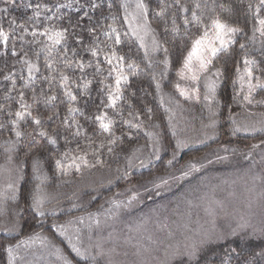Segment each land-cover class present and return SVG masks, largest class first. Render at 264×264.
Returning a JSON list of instances; mask_svg holds the SVG:
<instances>
[{"label":"snow or ice","instance_id":"snow-or-ice-1","mask_svg":"<svg viewBox=\"0 0 264 264\" xmlns=\"http://www.w3.org/2000/svg\"><path fill=\"white\" fill-rule=\"evenodd\" d=\"M6 2L14 4L15 0H6ZM173 4L176 8L175 11L170 12L169 6L160 7L158 11H153L150 9L147 0H121L119 8L122 11L119 14L112 13L109 17H106L112 23L105 26L103 35L110 43H106L105 47H100L99 44L90 46L87 51L93 59L87 63L84 61L74 63L67 57V29L45 27L43 31H40L33 25V30L29 32L24 24H17L14 19L10 21L8 31L0 26V45L5 49L4 52H0V55L6 54L9 39L17 28L21 29L24 35L32 37V40L25 41L26 43L42 45L39 51L35 53L37 57L35 62L28 57L27 52L24 53L22 58L21 62L24 68L21 69V73L26 69L27 78L25 79L21 75V79L25 80L26 86L35 81L37 73L40 72L38 61L41 53L44 54L45 67L52 71H57L53 67V61L60 55L61 50L64 53L65 66L78 68L82 73L86 68L92 67H95L97 73H101L105 71L101 67V63L108 65L107 75L100 81L102 84L101 91L106 96V101H101L102 110H98L91 117H87L96 125L101 135L106 134L105 139H101L98 142L87 135L83 125L76 119L77 115L83 116L84 111L76 106L78 98L77 93L73 91V87H75L82 96L87 97L90 95V86L93 81L81 77L82 82L77 84L75 81H70L69 76L63 71L59 72L60 86L69 102L61 122L69 128L74 126L75 129L70 133V136L63 135L62 138L65 144H70L73 139L84 135L88 140V144L87 151H81L79 147H76L75 149L68 148L57 156H52L49 153L46 159L51 161L55 176L71 177L73 175H83L85 170L104 165V161L100 157L105 149L107 153L113 154L114 147L117 146L122 137L117 136L115 133L116 119L109 114V109L116 116H119L129 129L142 130L143 121L140 119V113L137 112L133 115L130 111L128 113L130 118L124 120L123 111L119 106L121 101L125 99L124 91L130 83V76L137 74L141 69V64L136 59L122 54L117 48L127 46L131 49L132 45H135L137 55L142 50V60L146 61L147 68H151L154 63H160L164 66L160 77L164 78L167 76L168 72L172 70L173 60L169 55V48L165 46V42L158 38L150 13L161 24L165 35H171V42L177 47L179 67L175 70V75L178 79L173 84L176 95L182 98L184 102L203 104L208 110V123L203 124L202 127L206 130L212 129L213 133L210 135L205 131L204 139L196 142L204 143L206 140L217 138L214 130L219 125L217 117L220 113L214 109L221 107L228 108L227 120L231 126V136L236 137L239 134L246 133L252 134L254 138L256 134L264 135V113L260 114L261 118L259 120L250 119L256 115L250 109L264 108V97L257 98L258 94L264 93V15H262V12H264V0H257L255 3L249 2L247 4L245 16L250 17V21H254V23L250 24V36H248L245 28L239 22H229L216 13L215 6L209 11L207 0H203V2L202 0H192L191 7L187 3H183L182 0H173ZM58 7H72V4H61ZM80 7H83V5H80ZM92 7L95 8L97 5L92 4ZM220 7L224 8L225 6L220 5ZM41 9L51 11L46 4H36L33 9L32 20L38 22L41 16ZM7 11V8H0V13H6ZM89 31L93 32L94 30L89 29ZM24 35L19 38L24 40ZM239 37L247 38V43H239V54L233 56L232 49L237 45ZM41 38L44 39L42 40ZM257 43L260 45V59L249 53V46H255ZM159 53H163L164 59L154 61L153 58ZM12 55H18L15 46L12 48ZM73 55H75L74 50ZM152 78L156 80V88L159 92L161 89L160 80L157 79L155 73H153ZM4 79L10 80L12 89L15 90L16 80L13 75L5 76ZM109 79H111V83L108 82ZM222 87L229 94V102L220 99ZM19 97V110L12 111L10 108L7 110V115L13 117L8 121V124L11 125L9 130L14 135L0 141V148H2L6 159V163L0 165V232L8 235L16 232L19 228V224L13 221L12 215L19 216L24 212V209L19 207V202L21 199V184L25 181V166L23 163L19 165L15 163V154L19 151V147L25 138H36L32 133L24 131L22 124H25L30 119L37 127L36 135L47 139L52 146H59L58 138L61 135L56 130L51 133L44 130L41 117L33 115L31 111L32 105L25 102L23 91L19 93ZM35 98L36 94L33 90V99L35 100ZM56 99L55 94L49 95L45 99V104H49ZM159 104L163 107L167 125L176 138L172 159L168 161V164L172 165L178 152L189 146V141L181 138L182 130L178 126V117L182 115L183 106L179 99H173L171 95L165 96L164 94H160ZM233 104L238 106L241 111L234 114L232 110ZM4 110L5 106L0 105V111ZM152 112L151 108L147 109L149 118H151ZM60 115L59 112H53L47 119L59 118ZM5 127L6 124L0 122V129H5ZM159 127V124L154 125L156 129H159ZM145 134L150 141V145H138L123 157L124 168L123 170L120 168L116 169L117 173H119L117 179L128 180L134 170L147 168L152 164L153 160L160 158L162 142L159 132L146 131ZM129 138H131V132H129ZM249 148L250 150H264V140L249 145ZM145 149H150L147 155L144 154ZM236 151L237 149L235 148H224L225 153H235ZM89 154H91V159ZM245 158L250 160V153H246ZM216 159L226 161L229 157L228 155H217ZM211 162L209 161V163ZM188 167L189 170H198L196 163L192 161H189ZM31 171L36 183L27 191V208L31 209L39 217H45L48 214L55 216L57 209L49 207L53 196L47 190L52 177L48 175L47 170L43 167L42 158L39 154L32 157ZM188 175L189 171L183 173L185 178ZM157 179L160 180V183H155V181L150 183L154 184L157 194H159V190L167 186L168 180L163 177H158ZM128 191L131 194L127 200L120 201L113 198L110 201L112 205L110 209L89 213L87 216L78 217L76 221H68L66 224L54 225L56 231L72 244V251L76 256L80 257L86 264H97V257L104 256L105 252L100 244L91 245V247L99 249L96 255L90 252L89 247H83V230L87 229L88 239L91 241L94 229L101 228L103 224L107 223L108 219L115 218L121 208L130 209L133 202L139 200V193L132 191V189ZM148 191H151V189H148ZM117 195L120 194L117 193ZM13 205H16V207L13 208ZM73 207H76V205H73ZM101 208H103V205H101ZM239 227L243 229L246 225L240 224ZM70 231L75 234L77 243H72V236L69 235ZM36 247L48 249L49 254L55 255L57 261L62 262V264H71L63 255L59 254L60 250L51 244L47 237L39 234L29 235L16 244H8L6 246L8 264H17V261L23 262L25 257L20 255L21 250L27 253ZM197 252L198 249L193 246L186 254L177 250L173 253V256L183 257L187 255L191 260L197 257ZM230 256L231 253H228L226 259L230 258ZM29 264H32V262H29ZM180 264H184L183 259L180 260Z\"/></svg>","mask_w":264,"mask_h":264},{"label":"trees","instance_id":"trees-1","mask_svg":"<svg viewBox=\"0 0 264 264\" xmlns=\"http://www.w3.org/2000/svg\"><path fill=\"white\" fill-rule=\"evenodd\" d=\"M120 2L121 0H78V2L77 0H15L13 4L6 2V0H0V8L8 9L6 13H0V26L8 31L9 23L14 19L17 24H24L29 32L33 30V25L40 31H43L45 27L67 29V57L74 63L79 61L87 63L89 60L93 59L91 54L87 51L90 46L99 44L100 47H105L106 43H110L103 35L105 26L112 23V21L106 17H109L112 13L119 14L122 11L119 8ZM147 2L149 3L150 9L153 11H158L160 7L164 6H169L170 12L176 10L173 0H147ZM182 2L187 3L189 7H191L192 0H182ZM249 2L255 3L257 0H207L209 11L215 6L216 13L220 14L222 18L229 22H239L245 28L248 36L251 35L250 24L254 23V21H250V17L245 16L247 4ZM68 3H71L72 7H58L61 4ZM36 4H46L51 9V11L41 9V16L38 22L31 19ZM92 4L97 5V7L93 8ZM80 5H83V7H80ZM220 5H224L225 7L221 8ZM150 18L153 19V27L156 29L158 38L162 42H165V46L169 48V55L173 60V67L166 77L161 78L160 73L163 71L164 66L160 63H154L151 68H147L146 61L142 60V50L140 54L137 55L135 45H132L131 49L127 46L117 48L119 52L136 59L137 62L141 64V69L137 74L130 76V83L124 91L125 99L121 101L119 106L123 111L124 120L130 118L128 116L130 111L133 115L139 112L140 119L143 121V127L142 130L139 131L129 129L119 116H116L112 110H108L109 114L113 115L116 119L115 133L117 136H121L122 139L118 142L117 146L114 147L113 154L107 153L106 149L101 153L100 158L103 159L104 165H98L96 168L100 169V171L101 169H106L110 174L103 179L104 181L100 180V184L96 186L82 184V182L79 181L82 175H73L71 177L55 176L51 167V161L46 159V157L49 153H51L52 156H57L60 152L68 148L75 149L79 147L81 151H87L88 140L86 136L81 135L73 139L70 144H65L62 138L63 135L70 136V133L75 129L74 126L69 128L61 122L69 103L60 86L59 72L61 71L69 76L70 81H75L77 84L82 82L81 77L93 81L90 86V95L87 97L82 96L80 91L73 87V91L77 93L78 98L76 106L84 111V115H77L76 119L83 125V129L86 130L88 136H91L97 142L101 139H105L106 134L101 135L96 125L87 117H91L94 112L102 110L103 106L101 105V101H106V96H104L101 91L102 84L100 81L107 75L108 65L103 62L101 63V67L105 70L101 73H97L95 67L86 68L82 73L78 68L65 66L64 53L63 50H61L60 55L53 61V67L56 68L57 71H52L45 67L44 54L41 53L38 61L40 72L37 73L36 80L26 86L25 80L21 79V75H23L25 79L27 78L26 69L21 73V69L24 68L21 62L22 58L24 53L27 52L28 57L35 62L37 60L35 53L39 51L42 45L26 43L25 41H31L32 37L30 35H24L19 28L12 33L8 42L6 54L0 55V105L5 106V110L0 111V122L6 124L5 129H0V141L14 135L9 130L11 125L8 124V121L13 117L7 115V110L9 108L12 111L19 110V93L21 91L24 93L25 102L32 105L31 111L33 115L41 117L44 130L50 133L56 130L61 135L58 138L59 146H52L48 143L47 139L40 138L36 135L37 127L30 119L27 120L25 124H22V129L32 133L36 138H25L19 147V151L15 154V163L17 165L23 163L25 166L24 171L26 175L25 181L21 184V199L19 202V207L23 208L24 212L19 216L13 214V217H15L19 224V228L16 232L11 235L0 232V264H8V254L6 252V246L8 244H16L27 236L34 234L47 235L49 238H52L53 242L60 245L61 248L67 252L70 260H76L78 264H86L85 261L76 256L68 245L69 240L61 236L56 231L54 225L65 224L67 221L71 220L72 217H79L88 213H96L112 208L110 201L116 198L115 196L119 192L118 190L126 187L139 188L142 192L146 189L153 188L155 193V187L153 183H150L151 181L160 183V180L157 179L158 177H163L164 179L174 177L175 174L179 173V171L185 167L184 165L188 160L199 157L211 147H217L223 144L233 146L238 144L244 146L250 141L264 140V135L261 134H256L254 138L252 134L246 133L239 134L236 137L231 136V126L227 120L228 108L221 107L219 109H214L220 113L217 117L219 120L216 132L217 138L204 144H189L188 147L178 152L176 160L173 161L172 165L168 164V161L172 159L176 138L168 127L164 109L159 104L160 94H164L165 96L171 95L173 99L180 100L183 107L181 110L182 115L178 117V126L182 130L181 138L183 139L189 140V138L199 130L203 121L208 120L209 113L203 104L187 103L176 95L173 84L177 81L175 70L179 67L177 62V47L171 42V35H165L161 24L154 19L152 13H150ZM89 29H93L94 31L90 32ZM193 31H195V29H193ZM21 35H24V40L19 38ZM41 39L43 40L44 38ZM185 43H187V41H185ZM239 43H247V38H238L237 45L232 49L233 56L239 54ZM13 46H15L18 53L16 56L12 55ZM259 48L260 45L258 43L255 46L250 45V55L260 59ZM73 50L75 51V55H73ZM4 51V47L0 45V52ZM153 59L154 61L163 60V53L157 54ZM153 73L156 74L157 79H159L161 83L159 92L156 88V80L152 78ZM8 75H13V78L16 80L15 90L12 89L11 81L4 79V77ZM45 77H47V79H45ZM108 82L111 83V79H109ZM33 90L36 94L35 100L33 99ZM52 94H55L57 99L49 104H45L46 97ZM261 97H264V93L258 94L257 98L259 99ZM220 99L229 102V94L223 87L221 89ZM148 108L153 110L151 118H149L147 114ZM232 110L234 114L240 112L239 107L234 104L232 105ZM53 112H59L61 114L60 117L53 118L52 120L47 119ZM155 124L160 125L159 129L154 128ZM146 131L159 132L162 142L160 158L158 160H153L152 164L147 168L134 170L131 178L128 180L123 178L117 179L119 173H117L116 169L120 168L123 170L124 168L123 157L128 154L132 148L138 145H150V141L145 134ZM129 132H131V138H129ZM149 150L150 149H145L144 154L147 155ZM37 154L41 156L43 167L47 170L48 175L52 177L47 190L53 196L50 204L51 207H55L58 203L60 205L55 216L48 214L45 217H39L31 209L27 208V191L36 183L31 171V160L32 157ZM89 158H92L91 154H89ZM2 162H6V159L2 148H0V163ZM94 172L96 173V171ZM110 181L111 183H109ZM142 184H144V186H142ZM140 185L142 186L141 188L139 187ZM81 188H84V191L83 189L81 190ZM89 189L91 191H87ZM77 198H79V200ZM145 203L146 201H144V204ZM73 205H76V207H73ZM101 205H103V208H101ZM12 207L15 208L16 205ZM228 253L237 257L238 262L236 264H264V238L242 234L234 235L223 241L209 243L195 259L190 260L186 257H179L173 264H180L181 259H183L184 264H219L221 259L225 258Z\"/></svg>","mask_w":264,"mask_h":264},{"label":"rangeland","instance_id":"rangeland-1","mask_svg":"<svg viewBox=\"0 0 264 264\" xmlns=\"http://www.w3.org/2000/svg\"><path fill=\"white\" fill-rule=\"evenodd\" d=\"M250 111L256 114L250 119L259 120L264 108H252ZM207 123L208 120L203 121L199 130L189 138V144H199L196 141L204 139L205 131L210 135L213 133L212 129L202 127ZM214 131L216 133L217 128ZM260 141H250L244 146L223 144L209 148L199 157L188 160L174 177L166 179L168 184L159 190V194L156 189L154 193L153 188L144 192L130 187L118 190L120 195L115 196L117 200L126 201L131 194L129 189L139 193V200L134 201L130 209L121 208L115 218L94 229L91 241L87 229H84L83 247H89L90 252L96 255L99 249L91 245H102L105 255L97 257V264H173L179 258L173 256L177 250L186 254L195 246L198 257L209 243L234 235L264 238V150L249 148V145ZM225 147L237 151L225 153ZM246 153H250V160L245 158ZM217 155H228L229 159L220 161L216 159ZM189 161L196 163L198 170H189ZM185 171H189L186 178L183 177ZM109 174L106 169H88L79 181L96 186ZM49 207L58 210L60 205ZM77 218L72 217L69 221H76ZM12 219L18 223L13 215ZM240 224L246 227L241 229ZM69 235L72 236V243H77L75 234L70 231ZM40 236L47 237L71 264H78L76 260H70L67 252L52 238ZM68 245L72 249L70 242ZM20 255L25 259L17 261V264H62L55 255L49 254L48 249L39 247L27 253L21 250ZM183 257L189 259L187 255ZM237 262V257L231 255L228 259L222 258L219 264Z\"/></svg>","mask_w":264,"mask_h":264}]
</instances>
